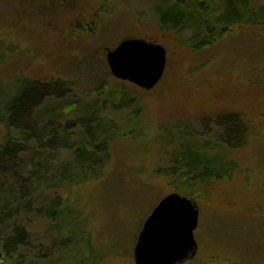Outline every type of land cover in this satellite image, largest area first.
<instances>
[{
	"label": "rangeland",
	"instance_id": "rangeland-1",
	"mask_svg": "<svg viewBox=\"0 0 264 264\" xmlns=\"http://www.w3.org/2000/svg\"><path fill=\"white\" fill-rule=\"evenodd\" d=\"M159 2L0 0V108L12 95L32 94L33 85L58 81L63 90L56 94L50 86L38 109L63 129L70 126L61 137L73 145L86 141L77 125L92 121L85 109L98 99L113 132L108 162L97 169L102 179L61 183L41 195L55 191L72 200L59 224L42 219L36 207L27 220L17 218L30 231L23 264H135L133 246L149 211L181 189L199 207L193 234L199 247L194 258L176 264H264V0H250L252 16L196 51L197 27L160 26ZM129 37L166 48L164 74L151 90L110 73L107 50ZM226 116L237 126L233 146L224 141ZM5 133L0 122V143ZM189 145L192 157L220 158L212 174H223H203L211 179L205 184L172 170L185 162L180 154ZM74 152L44 150L45 175L73 164ZM14 221L0 226V249ZM39 250L48 258L37 257Z\"/></svg>",
	"mask_w": 264,
	"mask_h": 264
},
{
	"label": "trees",
	"instance_id": "trees-1",
	"mask_svg": "<svg viewBox=\"0 0 264 264\" xmlns=\"http://www.w3.org/2000/svg\"><path fill=\"white\" fill-rule=\"evenodd\" d=\"M249 1L186 0V2H177L161 0L157 6L158 23L170 30L179 31L195 25L197 27L195 30L202 34L199 41L192 46L196 51L200 48H207L218 41L222 34L228 31L234 23L240 22L244 16H252L251 11L247 12ZM56 82L58 81L52 84L54 88L51 91L60 94L63 89L60 90L61 85ZM52 85H33L32 94L18 93L1 103L0 122L4 124L6 133L0 143V226L3 227L5 223L15 220L11 227L10 237L6 236L4 244L1 245L5 263L12 259L17 261L12 264L27 263V252L30 250V231L26 224L24 225L17 219L18 217L27 220L28 214L36 207L42 219L48 222L56 221L59 224L62 216L67 213L66 204L71 203L72 200L62 199L61 196L56 195L55 191H53L52 197L48 196L47 198L45 195V198H42L41 195L51 187L55 189L61 183L62 185H66L68 182L74 185L84 183L88 185L87 183L91 180L98 181L104 174L99 173L97 169L108 162L109 155L107 156L105 153V148L106 142L111 138L113 132L110 133L109 123L103 120L100 115L104 109L103 101L98 99L93 102L97 103L98 107L86 106L87 118H91L92 121L81 119L77 125L79 129L83 130L86 141L83 139L79 144L74 142L75 145H73L69 139H66L68 136L61 137L63 131H66L64 129L70 126L65 125L67 127L63 129L58 126L53 117H46V113L38 109V106L44 101V95ZM98 89L100 88L98 87ZM48 111L50 113L51 110H46L47 113ZM231 118V116H226L224 119L226 124L224 141L233 146L230 137L236 133L237 126L235 127L230 121ZM57 147L60 149L74 147V163L62 168L59 174L48 177L43 172L46 166L44 150L46 152L50 148ZM191 149L192 147L186 151L183 148L180 157L181 161L185 162L172 167V170L180 168L182 175L187 178L195 176L205 184L211 179H203V174L216 178L223 174L222 172L212 174L215 172L214 166L220 163V158L213 157L211 161H204L192 157ZM193 194L192 192L188 193L189 196ZM67 200L70 202L68 203ZM70 216L71 212L68 211V217ZM57 224L55 230L59 235L58 229L61 230L62 225L57 226ZM70 242L71 240H69ZM38 252L37 257L48 258L49 254L41 253L40 250ZM47 260L50 264H55L51 259Z\"/></svg>",
	"mask_w": 264,
	"mask_h": 264
},
{
	"label": "water",
	"instance_id": "water-1",
	"mask_svg": "<svg viewBox=\"0 0 264 264\" xmlns=\"http://www.w3.org/2000/svg\"><path fill=\"white\" fill-rule=\"evenodd\" d=\"M106 62L115 78L150 90L164 74L166 48L146 38L121 40L108 49ZM199 207L192 197L171 191L149 211L134 243L135 264H176L194 258L198 245L193 235ZM4 255L0 249V262Z\"/></svg>",
	"mask_w": 264,
	"mask_h": 264
},
{
	"label": "flooded vegetation",
	"instance_id": "flooded-vegetation-1",
	"mask_svg": "<svg viewBox=\"0 0 264 264\" xmlns=\"http://www.w3.org/2000/svg\"><path fill=\"white\" fill-rule=\"evenodd\" d=\"M34 1H36L37 3H39V0H34ZM11 8V7H10ZM13 11V10H12ZM13 12H15V11H13Z\"/></svg>",
	"mask_w": 264,
	"mask_h": 264
}]
</instances>
